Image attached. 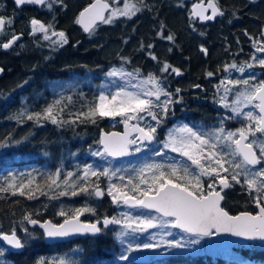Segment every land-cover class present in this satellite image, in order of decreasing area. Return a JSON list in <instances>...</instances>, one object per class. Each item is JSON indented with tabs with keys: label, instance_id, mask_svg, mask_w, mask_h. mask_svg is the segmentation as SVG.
Wrapping results in <instances>:
<instances>
[{
	"label": "trees",
	"instance_id": "1",
	"mask_svg": "<svg viewBox=\"0 0 264 264\" xmlns=\"http://www.w3.org/2000/svg\"><path fill=\"white\" fill-rule=\"evenodd\" d=\"M109 1L112 9H118L117 5L125 2ZM193 1L197 0H180L181 4L178 0H129L140 9L136 15L117 17L111 24H99L89 35L84 34L74 21L91 0H63L62 3L48 0L51 9L46 4L41 12L22 13H15L10 0H0V16L12 20L15 33H25L28 19L35 17L65 32L68 40L63 46H53L55 37L44 40L40 33L36 37L39 48L35 51L0 59L4 68L0 76V187H6L13 176L21 182L31 174L35 177V191L36 185H46L47 175L55 173L58 168L63 180L67 172L77 174L91 162L107 167L122 161L93 155L101 149L99 132L120 128L121 124L111 127L108 117L97 116L95 123L77 120L62 126L50 120L42 119L37 123L35 119H27L28 115L42 112L56 100L62 101L56 109H63L61 118L64 121L74 119L78 112H87L95 101L102 75L112 64L132 72L139 69L141 76L157 75L166 90L172 93V100L178 101L171 104L173 117L193 124L201 123L211 106L209 100L216 99L211 92L215 88V73L222 71L234 56L243 52L247 55L253 41L262 39L264 0H217L223 14L207 24L191 18L189 8ZM168 35L174 40H167ZM165 62L179 69L181 74L177 75L171 69L161 73L160 68ZM208 72L214 75L209 77ZM257 78L263 79L262 73ZM70 82L74 87L62 91L61 88ZM197 85L199 87L194 89ZM177 89H180L178 94ZM205 100L209 102H205L206 105ZM232 190L223 207L230 213L252 210L253 201L248 191L240 185H235ZM43 191L45 194L37 192L34 199L18 193L14 195L11 189L0 192V232L15 230L22 241L26 240L23 250L15 253L9 252L0 241V248L4 249L3 256H0L3 264H37L40 260L44 264H59L61 260H65V264H264V246L257 241L223 249L224 253L211 254L204 250L192 254L175 253L147 263L121 259L122 251L114 227L102 228L98 236L47 244L39 229L27 225L23 219L25 215L59 223L65 219L57 215L61 208L70 212L88 206L95 209L83 214V218L90 221L105 216L117 217L118 208L105 194L102 199L87 193L73 196L71 192L78 191V188L63 184L53 190L44 187ZM61 191L69 194L60 196ZM53 196L57 198L52 199ZM24 229L31 235H26Z\"/></svg>",
	"mask_w": 264,
	"mask_h": 264
},
{
	"label": "snow or ice",
	"instance_id": "2",
	"mask_svg": "<svg viewBox=\"0 0 264 264\" xmlns=\"http://www.w3.org/2000/svg\"><path fill=\"white\" fill-rule=\"evenodd\" d=\"M56 2L62 3L63 0H56ZM14 3L17 6L26 3L45 5L47 0H14ZM47 6L51 9L52 4L47 3ZM207 9H211V15L205 14ZM139 11L136 4L130 3L129 0H125L123 9L110 8L108 0H93L80 11L74 23L80 25L85 33L92 35L97 22L111 24L117 17L131 18ZM222 14L217 0H207L206 5L201 0L200 3L192 5L190 16L206 21ZM6 24L11 25L12 20L0 16V33L3 32ZM29 24L31 28L29 35L42 33L44 40L55 37L52 40L53 46H63L68 43L65 32L54 31L51 24L46 25L35 18H32ZM161 27L163 28V25ZM261 36L262 39L253 41L255 51L250 62L241 65L232 63L224 66L225 72L234 69L236 72L244 74L248 71L246 78H225L220 80L219 85L216 86L219 96L217 102L222 107L230 109L232 113L228 119L242 118V126L235 130H226L223 127V120H221V126L209 132L190 127L188 124L170 129L163 142L161 152H157L155 155L164 154L166 156L164 149H170L171 152L178 153L186 160H176L173 157L171 158L172 162L168 164L156 162L145 164L138 170V182H134L133 177L129 176L127 184L123 187L110 183L107 189V195L111 197L113 204L123 203L133 207L151 209L160 215L133 217L125 213L122 218L105 216L103 218L105 227L121 225L123 229L132 232H144L156 227L158 223L168 224L194 236L195 239L188 240V244L198 243L199 238L218 233H230L236 237L264 241V79H258L256 74L250 71L256 65L264 68V55L256 56V53L264 54V42H262L264 32ZM19 39L20 35L13 34L7 42L0 44V48L7 50ZM166 39L173 41L174 37L168 35ZM148 47L151 48L152 45H148ZM201 50L207 52L206 49L202 48ZM122 59L125 63L128 62L126 58ZM152 59L155 60L156 57L152 56ZM169 69L177 75L181 74L179 69L172 68L166 62L160 68V72L166 73ZM213 75L212 72L207 73L209 77ZM106 76L119 77L124 83L117 85L116 81L112 80L109 84L101 85L98 97L93 105L88 107L87 112H78L74 119L64 121L61 118L63 109L59 111L56 109V106L62 101L56 100L42 112L28 115L27 119H35L37 123L42 119L50 120L51 123L62 126L65 123H75L77 120H90L95 123L97 116L100 118L121 117L124 131L107 133L101 131L98 143L102 147L93 155L123 157L129 155L131 146L137 144L140 146L135 148V152H140L143 147L148 146L145 142H153L156 139L157 127L148 123L145 117H150L152 121L156 122V125H159L161 119L158 118L157 111L153 109L161 110L166 115L169 106L178 101L172 100V93L165 90L160 77L153 73L142 77L139 69L127 72L121 67L110 70ZM113 87L114 90H111ZM197 87L199 86L197 85ZM221 90L222 94H220ZM179 92L180 89H177L176 93ZM162 96L166 99L161 102ZM68 100L71 102V97ZM20 115L22 116L23 113ZM133 120L136 123H130ZM141 121L144 122V126H141ZM134 133L135 137L133 138ZM146 171L151 173L150 177L145 176ZM60 174L59 168L55 173H49L46 177V185H36L35 191L33 190L35 177H32L31 174L26 181L21 182H18L13 176L6 187H0V192H7L11 189L14 195L18 193L21 196H27L28 199H34L37 192L45 194L44 187L53 190L59 189L63 184L78 188V191L71 192L73 196L87 193L99 198L105 194L99 187V177L104 176L111 180L117 175V172L110 171L108 168L98 172L92 165H86L82 173L67 172L63 180L60 179ZM91 177H96L97 183L93 184L90 181ZM205 177L208 178L207 181L204 180ZM124 179V176H120L121 181ZM129 185L131 186V195L129 191L125 190ZM235 185H240L242 189L248 191L250 198L259 209L258 212L252 214L246 211L238 215H230L225 210L222 202L225 201L229 191ZM68 194L67 191L59 193L60 196ZM94 211L95 209L88 206L76 208L70 212L61 208L57 215L65 217V219L63 223L59 224H54L50 220L41 223L32 219L30 215H25L23 219L29 224H40L44 230V236L48 238L67 237L73 234L95 235L102 231L98 223H83L80 220L84 213ZM24 232L28 236L31 235L27 229H24ZM125 235H127L126 231L118 232L117 238ZM163 235H169V233L165 232ZM0 240L5 241L14 249H22L26 243V240L22 241L15 230L10 234L0 232ZM161 245H166L167 248L186 246L178 240H165L162 236L159 243L137 244L135 247L137 249L141 247L156 249ZM133 250V246L129 244L126 251ZM3 254L4 249L0 248V256ZM126 258L124 255L121 256V259ZM0 264L3 262L0 261ZM37 264H44V261L40 260ZM59 264H65V261L61 260Z\"/></svg>",
	"mask_w": 264,
	"mask_h": 264
},
{
	"label": "rangeland",
	"instance_id": "3",
	"mask_svg": "<svg viewBox=\"0 0 264 264\" xmlns=\"http://www.w3.org/2000/svg\"><path fill=\"white\" fill-rule=\"evenodd\" d=\"M119 1V0H117ZM180 2V0H178ZM200 1V0H197ZM206 1V0H205ZM124 3V1H122L120 3V5H117V8L119 9H123L124 5L122 4ZM181 4V2H180ZM27 38L26 43H24L23 47L21 49H19L18 51H15V53H13L14 57H18L21 53L26 52V51H35L37 48H39V46H37L38 40L37 39H29ZM250 47V48H249ZM249 50L247 51V55L243 53H240L241 55H237L234 56V59H232V61H230L228 64H232V63H236L237 65H241L245 62H250L251 61V57L252 54L254 53L255 49L253 47V43L249 46ZM42 54V53H40ZM264 54H260V53H256V56L260 57ZM5 58H3L4 60ZM226 64V65H228ZM225 66V65H224ZM122 66H117L115 64H112L110 66V69L107 71L109 72L112 69H120ZM123 70H125L123 68ZM88 70H86L87 72ZM127 72H132V71H128L125 70ZM251 72L255 73L256 76H258L260 73H264V68H261L259 65H256L253 69L250 70ZM105 72L102 77L101 80L99 81L100 84L98 85V89H97V96L99 95V92L101 90V85L103 84H109L110 81L115 80L117 85L123 84L124 81H122L119 77H107ZM217 75V78L214 80V89H211V92L214 93V95L216 96V100H218L219 96L217 94V85H219L220 80L225 79V78H231V79H238V78H246V76L248 75V71H246L244 74L238 73L236 72L234 69L230 70L229 72H225L224 69L221 71H217L215 73ZM85 76L87 74H84ZM82 75H77L80 76L81 78L84 79L85 76ZM142 77H146V76H142ZM263 79H264V75H263ZM85 82H87V80H84ZM133 83H135V81H133ZM162 86L165 88V86L163 85V82L161 81ZM82 84V81H81ZM74 87V83L70 82L65 84L61 89L62 91L67 90L68 88H72ZM114 90V87L111 89ZM166 90V88H165ZM167 91V90H166ZM222 94V90L221 93ZM230 98H231V94H230ZM166 99V97L162 96L161 97V102L164 101ZM213 99H210L209 102H211ZM221 106V104H219ZM222 107V106H221ZM223 110H227L231 113L230 109H226L224 107H222ZM154 111H157V115L158 118L161 119V122L159 125H156L155 121H152L150 117H145V119L148 121V123H150L153 126L157 127V130L159 128H161V126L163 127V132L161 134H163V136H160L157 140H155L153 143L149 144L147 147H143L142 150L140 152H135V148L139 147L140 145H133L130 148V154L128 155L127 158L123 159L121 162H119L118 164H110L107 167H101L98 165V163L96 164L95 162H91L89 165H92L93 168L95 170L99 171H103L105 168H108L110 171H116L117 175L112 177L111 180H109L107 177L101 176L99 177V181L98 183L101 184V186H99L105 193V195H107V189H108V185L110 183H115L120 187H123V185L127 184V178L129 176H132L134 179V182H138L137 179V174H138V170L143 167L145 164L148 163H164V164H168L171 163L172 160L171 158H176V160H186V158H182L179 156L178 153H173L171 152L170 149H164V153H166L167 155L165 156L164 154L160 155V156H156L155 153L157 152H161V149L163 148V142L166 140V136L167 133L170 129H173L174 127H179L183 124H188L186 122H182V120H176L173 121L171 124H165L164 122L167 121V118L172 116L170 114V112H173L172 109V105L169 106L168 108V112L166 115H164L162 113L161 110L158 109H153ZM245 110H250V109H245ZM121 117H115V118H111L108 117L109 123L111 125V127L115 126L116 124H122L121 122ZM171 119V118H169ZM243 120V119H242ZM134 121V120H133ZM136 122V121H135ZM141 126H144V122L141 121L140 122ZM190 127V124H188ZM195 128L198 130H202L201 127H198L200 124L197 123L195 124ZM242 124L237 127H241ZM236 128V127H235ZM235 128L233 129H229V130H235ZM214 130V129H213ZM206 132V131H205ZM209 132V131H207ZM134 138V137H133ZM98 142H99V134H98ZM100 145V144H99ZM190 164V161L188 162ZM194 167V166H193ZM84 167L80 169L79 173H82ZM151 173L149 172H145V176L146 177H150ZM120 176H124L125 179L123 181L120 180ZM208 178H204L205 181H207ZM90 181L95 184L97 183L96 177H91ZM127 191H129V194L131 195V186L129 185L127 189H125ZM91 191V189H90ZM93 198H95L94 195H90ZM108 196V195H107ZM111 200V204L116 206L118 208V216L116 218H122L123 215L125 213L135 217V216H141V215H145V216H152L149 214H155L152 212H149V210L143 209V208H131L126 206L125 204L121 203V204H113L112 203V199L110 196H108ZM167 219V218H165ZM114 233L116 235L117 238V233L121 232V231H126L127 235L120 237L118 239V241L120 242V250L122 251V255L126 256L127 258L130 259H135L137 256L139 255H146L147 258L151 261H155V259L161 257V256H165V255H170V254H175V253H184V254H192V253H199L200 250H204L207 251L211 254H216V253H224L223 249H225L220 240L215 236H204L199 238V242L195 243V244H188V240L191 239H195L194 236L189 237L186 235H182L176 231H179L178 229L172 227L171 225L168 224H161L158 223L156 227L152 228V229H147L144 232H132L131 230H126L123 229L121 225H114ZM165 232L169 233V235H163ZM182 232V231H181ZM163 236V239L165 240H178L181 243L185 244V247L182 248H167L166 245H161L160 248H156V249H144V248H136L135 246L137 244H144V243H159L161 237ZM131 244L134 248L133 251H126L128 245ZM226 255V254H224ZM65 261V260H64ZM66 262V261H65ZM156 262V261H155Z\"/></svg>",
	"mask_w": 264,
	"mask_h": 264
},
{
	"label": "flooded vegetation",
	"instance_id": "4",
	"mask_svg": "<svg viewBox=\"0 0 264 264\" xmlns=\"http://www.w3.org/2000/svg\"><path fill=\"white\" fill-rule=\"evenodd\" d=\"M11 2H13V1H11ZM47 2H48V0H47ZM13 5L15 7V13L31 12V11L41 12L43 10V7L45 6V5L28 4V5H24V6H22V7L19 8V7H17L15 5L14 2H13ZM32 18H35V17H31L30 19H28V21H30ZM35 19H37V18H35ZM38 20H40V19H38ZM42 23H44L46 25L47 24H51V23H45V22H42ZM52 26H53V30L54 31H62V30H59V29H55V26L54 25H52ZM30 31H31L30 24H29V26L26 27L25 33H15L14 32V29L11 27V25H7L6 24L3 32L0 33V44L7 42V40L10 39L13 34L20 35L21 38L18 41H16L7 50L0 48V59L7 58V57L11 56L13 53H15V51H18L19 49H21L23 47L24 43H26L27 38H29V39H33V38L36 39V37L39 36V34H40V33H36L35 35H29ZM260 34H261V31H260ZM203 102L205 104V102L207 103L208 101L205 100ZM210 103H211V106L208 107V109L206 110L207 111V114H205L204 119L201 120V123H199L200 125L198 126V127H201L202 131H206L207 132V131H212L213 129L219 128L221 126V120H223V127L226 130L233 129L235 127H236L235 129H237V127L239 126V122H243L242 118H239V117L236 118V119H228V117L232 116V113H230L227 110H223L222 107L219 105V103L217 102L216 99L212 100ZM173 113L174 112H170V114L172 116H170V117L167 118V121L164 122V125L165 124H169V123L171 124L173 121H176L175 118L173 117ZM222 113H224V117L223 118H222ZM169 118H171V119H169ZM182 122H186V123L190 124L193 127L196 126L195 124L190 123V122H187V121H184V120ZM161 123L163 124V122H161ZM162 132H163V127L161 126V128H159L157 130V132H156V139L155 140H157L160 136H163V134H161ZM232 191L233 190L231 189L229 191V193H232ZM103 197L104 196H102L101 198H97V197L96 198L97 199H102ZM222 204H223V202H222ZM253 204H254V202H253ZM253 204H252V207H251L252 210H248V211L254 213V212H256V210L253 208V206H254ZM132 208H138V207H132ZM146 210H148V209H146ZM149 212H152V213H155V214H159V213H156L155 211H152V210H149ZM258 243L264 246V244H262L260 242H258Z\"/></svg>",
	"mask_w": 264,
	"mask_h": 264
},
{
	"label": "water",
	"instance_id": "5",
	"mask_svg": "<svg viewBox=\"0 0 264 264\" xmlns=\"http://www.w3.org/2000/svg\"><path fill=\"white\" fill-rule=\"evenodd\" d=\"M11 1H13L14 2V0H11ZM93 2V0H91V2L90 3H92ZM109 2V1H108ZM201 2V0L200 1H194L193 3H191V5H190V14H191V11H192V5L193 4H198V3H200ZM90 3H88L85 7H87ZM203 3L206 5L207 4V1L205 2L204 0H203ZM109 4H110V8H112V5H111V3L109 2ZM16 5V4H15ZM24 5H28L27 3L26 4H24ZM24 5H20V6H17V7H22V6H24ZM85 7H83L80 11H82ZM80 11H79V13H80ZM78 13V14H79ZM106 15H107V11H106V13H105ZM205 14L206 15H211V9H207L206 10V12H205ZM78 16V15H77ZM218 17V15L217 16H215L212 20H206V21H201V20H199L198 18H195V19H197L198 20V22L199 23H210V22H213L216 18ZM99 24H101L100 22H97V25H99ZM77 25V27L78 28H80L82 31H83V29L81 28V26L80 25H78V24H76ZM84 32V31H83ZM262 32H264V26L261 28V34H262ZM85 33V32H84ZM85 34H87V33H85ZM20 38H21V36H20ZM0 69H2V67L0 66ZM3 73V69H2V71H0V75ZM194 89H197L198 87L197 86H195V87H193ZM130 123H136V122H133V121H130ZM101 131H103V132H105V133H107V132H123L124 131V125H123V123L121 124V127H120V129H112V130H101ZM101 131L99 132V139H100V134H101ZM133 136L135 137V133L133 134ZM145 143H147V144H151L152 142H145ZM101 146V145H100ZM102 147V146H101ZM128 156V155H127ZM127 156H123V157H111V158H113V159H117V160H120V159H124V158H126ZM99 198H101V197H99ZM127 206H129V207H133V206H131V205H127ZM254 209L256 210V212H258L259 211V209L256 207V205H255V203H254ZM148 210H151V209H148ZM226 210V209H225ZM153 211H155V210H153ZM227 211V210H226ZM241 212H246V211H239V212H237V213H229L230 215H238V214H240ZM247 212H250V211H247ZM256 212H251L252 214H255ZM160 215V214H159ZM107 217H113V216H107ZM103 218L104 217H101V218H98V219H96V220H93V221H86V220H84L83 219V215H81V217H80V220H81V222H83V223H98V226H100L101 228H105V229H107V228H110V227H112V226H114V225H108L107 227H105L104 225H103ZM37 220V219H36ZM45 220H50V219H48V218H46V219H44V220H38V221H40L41 223H43V221H45ZM64 220V219H63ZM63 220L61 221V222H59V223H63ZM51 221V220H50ZM52 223H54L53 221H52ZM59 223H54V224H59ZM27 225L30 227V228H37V229H39L41 232H42V234H43V232H44V230H43V228H41L40 227V224H35V225H33V224H29L28 222H27ZM178 229V228H177ZM180 230V229H179ZM11 233V232H10ZM10 233H6V234H10ZM100 234V233H99ZM99 234H95V235H93V234H73V235H70V236H67V237H57V238H48V237H45L44 236V234H43V241L45 242V243H47V244H49V243H55V242H59V241H70V240H74V239H76V238H79V237H82V236H92V237H94V236H98ZM219 240H220V242H221V244H222V246L224 247V248H231L232 246H234L235 244H238V243H249V242H252V241H254V240H249V239H246V238H244V237H236V236H233L232 234H230V233H218V234H216L215 235ZM255 240H257V241H259L260 243H262V244H264V241H261V240H259V239H255ZM1 242H2V244L9 250V252H12V253H15V252H21L22 250H23V248L22 249H14V248H12L10 245H7V243L5 242V241H3V240H0ZM135 261L136 262H138V263H147V262H149L150 260L147 258V256L146 255H139V256H137L136 257V259H135Z\"/></svg>",
	"mask_w": 264,
	"mask_h": 264
},
{
	"label": "bare ground",
	"instance_id": "6",
	"mask_svg": "<svg viewBox=\"0 0 264 264\" xmlns=\"http://www.w3.org/2000/svg\"><path fill=\"white\" fill-rule=\"evenodd\" d=\"M204 1H205V0H204ZM206 1H207V0H206ZM206 1H205V2H206ZM218 17H219V15H218ZM218 17H217V18H218ZM217 18H216V19H217ZM193 19H195V18H193ZM201 24H207V23H201ZM1 67H2V66H1ZM2 69H3V73H4V68L2 67Z\"/></svg>",
	"mask_w": 264,
	"mask_h": 264
}]
</instances>
